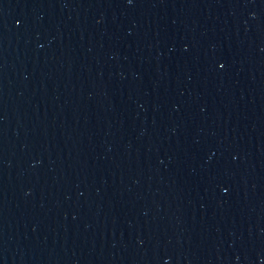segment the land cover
Here are the masks:
<instances>
[{
  "label": "water",
  "instance_id": "95a60500",
  "mask_svg": "<svg viewBox=\"0 0 264 264\" xmlns=\"http://www.w3.org/2000/svg\"><path fill=\"white\" fill-rule=\"evenodd\" d=\"M0 264H264V0H0Z\"/></svg>",
  "mask_w": 264,
  "mask_h": 264
}]
</instances>
